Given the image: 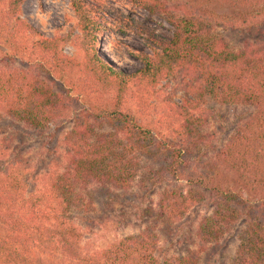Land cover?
I'll return each instance as SVG.
<instances>
[{"label":"trees","instance_id":"obj_1","mask_svg":"<svg viewBox=\"0 0 264 264\" xmlns=\"http://www.w3.org/2000/svg\"><path fill=\"white\" fill-rule=\"evenodd\" d=\"M24 1L0 0V43L11 49L6 59L29 64L5 69L4 60L0 113L42 132L81 105L80 97L88 106L65 134L61 170L40 178L36 193L26 191L29 165L11 161L8 142L0 140V264H41L40 257L55 254H61L64 264H199V252L217 244L240 219L242 192L264 202V0H128L165 15L173 26L171 36L144 29L129 16L113 15L97 0H69L76 24L52 38L19 18ZM213 6L233 13L219 14ZM106 16L123 32L143 36L145 52L132 51L141 63L133 73L109 65L99 54L98 35L107 28ZM254 27L262 28L259 38L235 50L217 34V29ZM67 43L77 57L62 54ZM54 80L65 90L57 91ZM170 80L171 92L160 95L157 86ZM176 92L183 93L180 104L173 101ZM153 97L163 104L156 131L136 116L145 115ZM209 102L253 112L217 150L215 161L210 166L203 162L208 170L194 176L193 164L200 157L192 152L203 143ZM106 123L112 131L98 132ZM142 158L162 163L151 183L168 175L186 182L162 190L158 214L163 221H180L205 194L213 198L211 214L201 218L195 231L199 251L160 254L156 236L146 229L109 249L84 253L72 215L87 206L76 190L90 184L128 189ZM222 168L233 174L230 187ZM230 264H264L262 225L248 224L239 233Z\"/></svg>","mask_w":264,"mask_h":264},{"label":"rangeland","instance_id":"obj_2","mask_svg":"<svg viewBox=\"0 0 264 264\" xmlns=\"http://www.w3.org/2000/svg\"><path fill=\"white\" fill-rule=\"evenodd\" d=\"M97 1L102 2L106 8L114 10L113 15L129 16L144 29L155 34L171 36L173 33V26L165 15L150 13L142 7L132 5L128 0ZM213 7L219 14L233 13L228 7ZM19 18L47 38H52L58 33L65 35L76 24L69 0H25L21 5ZM105 19L108 20L107 28L98 35L99 54L109 65L126 73H133L141 66V63L132 55V51L144 50L145 52L143 36L138 34L139 32H123L122 27L112 20V16H106ZM261 29L255 27L249 31L231 28L217 29V34L235 50L246 41L258 39ZM78 33L75 31V34ZM61 52L69 57L78 56L71 43L64 44ZM6 54H11V49L0 43V68L3 67L4 60L8 61L4 64L5 69L29 67L28 63L16 58L10 57V60H7ZM74 77L75 75L70 76V80ZM65 82H68V78ZM55 83L58 86L57 91L59 87L65 90L60 81ZM172 86L174 83L170 80L161 82L157 88L162 95L171 92ZM182 96V92H176L173 101L180 104ZM79 99L81 105L73 107L67 117L49 124L42 132L29 129L0 113V140L4 139L9 144V159L29 165L26 189L28 193H36L40 190V178L45 174L61 170L65 159V134L72 128L78 113L88 106L87 99L81 97ZM162 106L161 98L153 97L151 107L144 113L145 115L136 114V116L156 131ZM207 107L210 112L201 129L204 140L198 147L200 149L192 152L193 155L200 157L193 164L191 175L194 176L208 170V166H205L203 162H210V166L215 161L217 150L224 146L236 127L253 112L247 107L222 106L213 102H209ZM101 131L111 132L112 127L107 123L102 124L98 126V132ZM157 158L151 161L142 158L140 167L137 169L138 173L128 189L90 184L84 190H76V193L82 192L84 205L87 206L78 211L74 210L72 215L75 225L79 228L80 246L84 253L93 254L109 249L124 237L136 235L146 229L156 236V245L160 254L182 256L191 251H199L195 231L201 218L211 214L213 198L210 194H205L203 201L189 209L180 221L172 223L163 221L158 214V201L162 190L175 186L183 187L186 182L177 181L174 176L168 175L164 176V181L158 184L151 183L149 178L162 169V163ZM221 173L223 180L226 181L225 185L230 187L231 182L230 184L228 182L233 174L223 168ZM242 199V203L237 207L240 219L217 244L208 245L199 252V264H230L239 233L244 230V227L251 223L264 227V202L250 198L246 192H242ZM62 258L61 254L40 257L43 262L41 264H64Z\"/></svg>","mask_w":264,"mask_h":264}]
</instances>
